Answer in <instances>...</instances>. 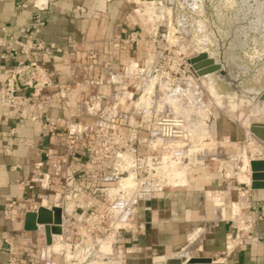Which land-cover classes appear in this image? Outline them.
I'll return each instance as SVG.
<instances>
[{
    "label": "rangeland",
    "instance_id": "1",
    "mask_svg": "<svg viewBox=\"0 0 264 264\" xmlns=\"http://www.w3.org/2000/svg\"><path fill=\"white\" fill-rule=\"evenodd\" d=\"M111 3L114 5L111 9V19H113L112 21L116 25H122L125 31V36L121 40L127 41L128 45H135L132 51V62L122 71H118L119 73H126L124 78L126 79V85L129 87V91L119 96V91L116 90L115 101L120 102V104L116 108V113L114 112L119 120H123L126 116L130 119L133 135V156L131 159L129 155L131 152H123L122 154H127L129 158L127 155H125L127 157L123 155L120 162L122 164H117L120 165L117 166V173L102 175V178L100 175L96 176L97 181L95 182L94 191L102 205L101 208L95 211L99 215L98 220L95 221L92 228L87 227L93 233L86 234L83 232L84 227H81L76 222L70 228V235L73 232L80 235H76L73 238L74 243L71 248L74 249L76 244H83L79 248L90 249L91 252L88 255L82 256L77 262L67 261V255L65 254V257L62 256L61 260L54 261L56 264H91L92 261H98L99 263L97 262V264H110L113 261H117L120 264H128L124 263L121 259L122 253L118 249V235L121 230L133 227L132 225L139 201L132 200L136 197L138 200L145 197L144 194L149 187L153 191L167 187L166 185L168 184L164 183V185L162 182L160 183L155 177L158 170L157 165L167 164L172 153H174L172 156L179 154L178 148L175 149L173 147V149H169V143L167 142H171L170 140L172 139L180 140L183 137L182 135V137L178 136L162 141H151L149 140L150 125H152L150 123H153L155 119L163 116L176 118V121H179L180 124V120H182L180 118L181 116L173 113L172 104H170L171 98L176 99V102L181 103L183 106H188L189 99L193 98V93L195 94V90L192 92L188 88L189 85L186 80L188 78L191 81L195 78L197 81L195 82L196 85H201L202 88H205L202 84L203 75L199 73L195 74L194 69H192L191 60L200 55V52L203 53L208 49L213 51L216 48L215 30L221 37H225L230 31V26L233 24L235 26L236 36H239L240 33L247 29L241 24L256 9V2L254 0H111ZM246 3L251 7L249 8ZM101 14L104 15V13ZM101 14H95L96 18L92 15L89 22L104 23L105 17L101 16ZM173 33L176 34L175 38H172ZM122 41L120 42L121 44ZM241 56V63L250 67V69H253L256 64H259L258 70L264 67V35L262 37L257 30H253L250 33L247 46L244 50H241ZM132 63L135 66H131ZM137 64H139V67H137ZM139 69L142 73L141 75L137 74ZM257 75L258 71L252 80L246 84L260 87L264 83V77L259 84H254V77L256 78ZM217 86L218 92L221 95H226L224 88L220 87L218 83ZM147 88L151 90L149 103H141L139 102V97L148 91ZM126 97L128 99L125 102ZM204 99L207 103L209 102L208 96L204 95ZM236 101L238 103L237 109L233 111L234 117L227 116L225 114L227 113L226 111L225 113L221 111L222 114L221 112L218 113L216 111L217 106H211L213 115L218 113V118L216 117L213 120L215 125V140L218 143H222L227 139L229 141L231 140L230 142L232 143L244 144L246 134L244 127L241 125L243 124V120L248 118L252 123L264 122V112L258 109L256 103L251 102L247 107L242 108L243 99L237 98ZM245 109L246 112L242 116L239 115ZM103 112L105 111L101 113ZM107 112L109 111L105 113ZM86 114L92 115L93 113L90 111ZM85 119L92 120L89 116L81 120ZM143 120L144 124L141 126V121ZM145 121L149 122L146 123ZM184 139L187 140V138ZM184 139L185 144L183 145L184 149L181 150V156L184 154V157H186L192 150V143ZM164 143H166L167 147ZM218 143L215 149L209 148L211 147L210 144H199V148L201 150L205 148L212 149L217 156H221L223 153L228 156L234 154L231 147H223V145ZM237 157L239 158L238 160ZM241 157V152H239L236 158H229L228 163L225 162L224 158H221L220 160L196 161L195 165H192L190 173L193 172L192 175L195 176L196 180L194 185L203 184L209 186L205 189L208 194L216 195L220 193L225 200L223 208L226 210L227 215L226 217L220 215V220L213 227L207 229V234L201 244L202 246L198 247L199 249L197 248L185 254L187 255L185 256L184 248L182 252L168 255L151 264H164L166 258L174 257L176 254L180 256L182 253L183 257L185 256L190 259L211 255L210 258L213 259L214 263L227 264L230 256L239 249L246 247L257 249L263 245L256 235V220L249 209L247 196L242 194V192L247 190V186L251 185L252 161L248 164L249 162L241 161ZM123 162L125 163L123 164ZM129 165L132 167L130 170ZM190 173H188L187 182L190 178ZM130 177L134 178L138 186L134 189L122 190L120 186L121 181ZM237 183L239 184V188L246 189H241V191L235 190V187L238 185ZM168 187L172 186L168 185ZM237 200L242 201L238 204L239 211L237 210V212L231 214L232 204ZM87 201L92 200L88 199ZM89 203L91 204V202H87L88 205ZM211 206L212 219L213 213L218 207H213L212 203ZM92 207L90 206V210ZM210 220L204 223L205 228H208ZM221 225L226 227V238L223 242L213 243L212 246L213 248L221 250L222 253L208 252L206 250V238L211 230ZM39 231H45V226L40 225ZM115 231L116 233L113 234L115 236L107 250L99 249L102 246L98 242L107 241V238L111 237ZM59 245L55 248L56 251H60ZM70 254L74 255V251Z\"/></svg>",
    "mask_w": 264,
    "mask_h": 264
},
{
    "label": "crops",
    "instance_id": "2",
    "mask_svg": "<svg viewBox=\"0 0 264 264\" xmlns=\"http://www.w3.org/2000/svg\"><path fill=\"white\" fill-rule=\"evenodd\" d=\"M19 3L27 4L28 7L20 9ZM113 6L111 0H48V10L42 13L46 25L41 39L62 44L65 39L73 36L76 42L83 43L79 53L82 61H86V52L94 48L100 57L105 53H113V67L116 71H122L132 62L135 45L120 44L114 47L113 44L122 41L125 31L122 25H116L111 19ZM36 14L38 12L33 7V0H4L0 3V27H6L11 33H19L32 24ZM95 14L104 16L105 22H89L92 15L96 18ZM3 52L0 46V69L8 71L17 60L11 56L2 60ZM30 59H38L41 64L50 68L54 78L56 86L52 93L56 102L49 115L54 118L69 117V111L60 106V89L72 82L68 67L62 63L59 56L34 53ZM100 92L108 94L109 86L102 87ZM70 102L74 120L79 121V104L74 96ZM29 113L30 110H0V264H9V244H12L16 251V264H50L40 259V250L46 246L45 231L26 232L23 229L26 206L40 204L49 209V206L54 205L53 198L62 190V185L72 181L73 185L82 188L78 204L86 206L87 202H91V210L96 211L101 208L102 203L94 191L95 181L88 177L97 174L102 178V175L110 174L112 165L111 162L99 169L90 167L88 156L97 144L87 139L77 145L76 151L70 156L68 171L63 173L61 178H53L50 189L42 191L36 182L35 167L43 163L44 171L51 173L52 165L60 162L66 154V140L63 133L53 137L42 132L39 125L30 120ZM82 122L90 124L92 120L85 119ZM124 134L129 139L132 129L125 127ZM192 174L193 172L184 186L146 190L145 197L138 200L133 227L121 230L118 235V249L122 253L121 259L124 263L151 264L178 253L189 245V237L195 230L205 229L207 234V229L220 220V210L227 215L223 209L224 197L220 193L208 194L205 189L209 186L194 185L196 179ZM241 189L246 188H239V184L235 187L237 191ZM242 194L247 196L249 209L256 220V235L263 245L257 249H239L230 256L227 264H264V190L252 191L250 186H247V190ZM88 199L92 201H87ZM240 202L242 201L234 203L238 205ZM211 203L213 207H218L212 219ZM13 204L15 205L11 207ZM207 220H210V224L205 228L204 223ZM61 227L62 234H54L53 244L50 246L58 244L59 239L63 238L65 227L62 222ZM225 233L224 225L211 230L206 238V250L222 253L221 250L213 248L212 244L223 242ZM75 236L72 233L67 240L71 246ZM57 246L52 249L49 247L48 250L53 253ZM71 246L67 245V248L63 249L64 255L72 253ZM46 252L44 249V258ZM62 256L54 255L52 260H61ZM54 261L52 264H56Z\"/></svg>",
    "mask_w": 264,
    "mask_h": 264
},
{
    "label": "built area",
    "instance_id": "3",
    "mask_svg": "<svg viewBox=\"0 0 264 264\" xmlns=\"http://www.w3.org/2000/svg\"><path fill=\"white\" fill-rule=\"evenodd\" d=\"M3 1L0 0V3ZM27 7V4H18L20 9ZM33 7L38 14L34 16L33 22L28 28L19 33H11L6 27H0V46L4 50L1 59L6 60L11 56L17 60L10 70L2 71L0 69V110L3 108L30 110V120L37 123L42 132L53 137L60 133L65 135L66 154L60 162L52 165L51 173L44 171L43 163H39L35 167L34 175L39 188L42 191L50 189L51 180L61 178L63 173L68 171L70 156L76 151L77 145L82 144L87 139L93 140L97 144L88 156L90 167L99 169L112 162L110 173H117L120 155L123 152H131L129 155L131 158L133 156V135L131 134V137L127 139L123 134L125 127L131 130L130 119L126 115L123 120H119L115 116L116 108L120 104V102L115 101L116 90L119 91V96L129 91L124 78L126 73H119L114 69L115 56L113 53H105L100 57L99 53L91 48L86 52V61H82L79 53L83 43L76 42L73 36L65 39L62 44L43 41L41 34L46 22L42 13L48 10V0H33ZM120 44L118 42L113 45L115 47ZM122 44L128 45V42L122 41ZM34 53L59 56L62 63L68 67L72 82L60 89V106L69 111V117L54 118L49 115L51 107L56 102L52 93L56 84L50 68L41 64L38 59H30ZM137 74H142L140 69ZM104 86L110 88L107 95L100 92ZM72 96L76 98L80 107L77 114L79 121H75L72 114L70 102ZM127 99L128 97L125 98V102ZM90 111H92V115L86 114ZM102 111L109 112L101 113ZM86 116L92 118V123L82 122L81 119ZM145 122L148 123L149 121ZM143 124L144 120L141 121V126ZM150 124H152L149 133V140L151 141H162L179 136V122L174 118L162 116ZM96 176L97 174L88 178H92L96 182ZM81 192V186L73 185V182L70 181L62 185V190L55 196L60 195L65 203L73 204V210L70 214L64 215L62 213L63 219H67L71 226L75 222L81 227L83 226V232L86 234L93 233L87 227L92 228L99 215L94 210H90V203L87 206L78 204L77 201ZM132 201H138V198L136 197ZM40 207H42L40 204L26 206L25 215L30 212H38ZM53 207H56L55 203L49 206V209ZM73 233L80 236L76 232ZM9 246V264H16V251L12 244Z\"/></svg>",
    "mask_w": 264,
    "mask_h": 264
},
{
    "label": "bare ground",
    "instance_id": "4",
    "mask_svg": "<svg viewBox=\"0 0 264 264\" xmlns=\"http://www.w3.org/2000/svg\"><path fill=\"white\" fill-rule=\"evenodd\" d=\"M172 35H173L172 38H175L176 34L173 33ZM196 48H197V46H196ZM201 51H203V50H201ZM200 53H202V52H200ZM203 53H207L211 56L213 54V51H210L208 49V50H205ZM262 55H263V52H262ZM262 55H261V57H262ZM131 66H135V64L132 63ZM192 69H194V68H192ZM194 72H195V74L198 73V71L195 69H194ZM202 77H203L202 78V84H203V86H205V88H202L201 85L200 86L196 85L195 82H197V81L195 78L192 79V81L194 83L191 81V79H189V78L186 79L187 84L189 85L188 88H190L192 90V92L195 90L194 91L195 94L193 93V98H190L189 102L187 103L188 106H183L181 103L176 102V99L171 98L170 104H172L171 107H172L173 113L179 114L181 116L180 118L182 119V120H180V124H179V134H180L179 136L182 137V135H183V137H182L183 139L187 138V140L186 139H184V140L189 141V143H192V150L189 152L190 153L189 155H187V156L185 155L186 157H184V154H182L183 156H181V153H182L181 150L184 149L183 145L185 144V142L183 141L182 138L181 139L179 138L180 140L172 139V140H170L171 142H167V143H169L168 148L169 149L170 148L173 149V147L175 149L178 148L179 154L172 156V154H174V153H172L170 160L167 164H158L157 165L158 170L156 172L155 177H156L157 181H160V183L162 182L163 184L165 183V184H168L169 186H174V185L184 186L185 184H187L188 173H190L191 167H192V165H195L196 161L220 160L221 158H224L225 162L228 163L229 158H236V156L239 152H241V155H242L241 161L249 162L248 164H250V162L253 160L254 161L264 160V141L252 133L251 127L254 123H252L248 118L246 120H243V124H241L244 127V129H245L244 132L246 134L245 135L246 141L244 142V144L232 143V142H230L231 140L229 141L227 139H225V141H223L222 143H218L217 140H215L216 139L215 138V125H214L213 120L216 119L217 114L221 111L223 113H225V111H226L227 113H225V114L227 116L234 117L233 111H235L237 109V103H238V101H236V99L237 98L243 99L242 108L247 107L248 104L251 103V100L240 90L235 92V93H232V94L221 95L218 92L217 82L215 79V75L213 73L203 74ZM263 77H264V67H261V69L258 70V75L256 76V78L254 77L253 83L259 84ZM176 84H177V82H176ZM191 90H189V91H191ZM150 95H151V90L148 89V91H146V93L144 92V94L139 97V102L148 104ZM204 95L209 97L208 103L205 101ZM174 96H175V94H174ZM235 97H237V98L234 99ZM246 100H248V101H246ZM256 104H257L258 109L260 111L263 110L262 112H264V101L259 100L256 102ZM213 105L217 106L216 111L218 112L217 114H214V115L211 111V106H213ZM222 112H221V114H222ZM245 112H246V109L243 112H241L239 115L242 116L243 113H245ZM260 124H264V122H262ZM217 143L220 145H223V147H231L233 149L234 154L232 156H228L225 153H223L221 156H217V154L214 153V150H212V149H215L217 147ZM164 144L167 147L166 143H164ZM199 144L200 145L210 144L211 147H209V148H212V149L205 148V149L201 150V148H199ZM166 147H165V149L168 150V148H166ZM169 152H171V151H169ZM123 155L125 156L127 154H121L119 157L120 160H118L117 164H122L120 162H121V158L123 157ZM127 156H125V157H127ZM128 158H129V156H128ZM238 159L239 158L237 157V160ZM124 163L125 162H123V164ZM241 165H242V163H241ZM117 166H120V165H117ZM130 168H132L131 165H129V170H130ZM133 168H134V166H133ZM133 177H134V175H133ZM133 177L125 178L121 181L120 186H121L122 190L134 189L138 186V184L135 182ZM168 185H166V186L168 187ZM159 188H161V187H159ZM148 191H153V190H150V187H149ZM238 200H240V199H238ZM242 200H244V199H242ZM53 201L55 203V206L60 208L62 210V213H64V215L70 214L71 211L73 210V204L72 203H65L64 199H62L60 195H57L56 197H54ZM235 203L232 205L231 214L232 213L234 214L238 210V205H236ZM219 212H220L219 213L220 215L226 216L224 211L220 210ZM213 222H216V221H213ZM62 223H63V226L65 227V229H63V231H64L63 232V238L62 239L60 238L59 243L56 245L60 244L59 245L60 246L59 247L60 253H62V255L65 257V255L63 254L64 253L63 249L67 248V245L71 246L67 242V240L70 236L69 233H70L71 224L67 219H63ZM115 233H116V231L112 233L111 237L107 238L108 242L107 241H102V242L99 241L98 243H100V246H102L99 249L107 250V248L112 243V240L115 236L113 234H115ZM205 235H206L205 229L195 230L189 237V245L184 249L186 252V253L184 252V255L193 251V250H196L198 247L202 246L201 244L203 243V241L205 239ZM56 245H53V246H47L46 245L44 248L41 249V255L40 256H42L44 249H48L49 247H50V249H52ZM82 245L83 244H76L74 246V248H75V250L73 249L74 255H71L70 253L67 254V256H66L67 261L77 262L80 258H82V256H84L86 254L88 255L91 252L90 249L79 248V246H82ZM73 251H72V253H73ZM180 252H182V250ZM182 255H183V253H182ZM182 255L178 256L176 254V256H174V257H179V258L183 259L184 263H186L187 261L190 260V258L185 257L187 255H185L184 257ZM105 258L107 259V257H105ZM168 258H166V259H168ZM166 259H165V261H166ZM64 260H65V258H64ZM52 261H54V260H52ZM52 261L48 262V263L52 264ZM99 261H101V260H99ZM97 262L92 261L91 264H97ZM103 263H104V261H103ZM106 264H108V263H106Z\"/></svg>",
    "mask_w": 264,
    "mask_h": 264
},
{
    "label": "water",
    "instance_id": "5",
    "mask_svg": "<svg viewBox=\"0 0 264 264\" xmlns=\"http://www.w3.org/2000/svg\"><path fill=\"white\" fill-rule=\"evenodd\" d=\"M256 9L252 11L251 16L246 17L242 23L247 29L236 36L235 26H230V31L225 37H221L215 30L216 48L210 56L207 53H201L191 60V65L198 71L200 75L213 73L216 82L220 87L224 88L226 95L237 91H242L252 103L261 100L264 101V83L260 87L249 86L253 76L259 69V64L254 65L253 69L241 63V50L247 46L250 33L257 30L260 36L264 35V0H254ZM247 2V1H245ZM248 5V3H246ZM250 8L251 6L248 5ZM251 19H253L251 21ZM251 131L258 138L264 141V124L254 123ZM250 190H264V160L251 162V185ZM62 210L58 207L48 209L40 207L38 212H30L25 215L24 231L38 232L39 226H45L46 245L53 244L52 236L54 234H62ZM46 258L40 256L41 261H52L53 255H61L60 251L53 253L46 249ZM53 254V255H52ZM110 264H120L117 261ZM164 264H218L214 263L210 257H194L184 263L179 257H171L166 259Z\"/></svg>",
    "mask_w": 264,
    "mask_h": 264
}]
</instances>
